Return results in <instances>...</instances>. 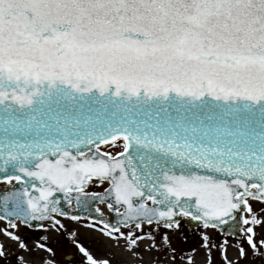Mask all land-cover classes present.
Segmentation results:
<instances>
[{
	"label": "snow or ice",
	"instance_id": "obj_1",
	"mask_svg": "<svg viewBox=\"0 0 264 264\" xmlns=\"http://www.w3.org/2000/svg\"><path fill=\"white\" fill-rule=\"evenodd\" d=\"M0 184V264L264 258V0H0Z\"/></svg>",
	"mask_w": 264,
	"mask_h": 264
},
{
	"label": "rangeland",
	"instance_id": "obj_2",
	"mask_svg": "<svg viewBox=\"0 0 264 264\" xmlns=\"http://www.w3.org/2000/svg\"><path fill=\"white\" fill-rule=\"evenodd\" d=\"M92 190L103 191V188L98 187ZM66 224L73 230L78 229L79 231L77 232V234L80 235L81 238L84 240H91L94 238H98V239L107 241V237L102 236L95 229L88 228L84 221H81L79 223L75 221H67ZM5 226H6V223L0 220V228H3ZM42 231H43L42 229L39 231H33L32 234L35 235L36 233H39ZM203 231H208L211 235L219 236L221 238L218 241V244L220 246H223L224 239H227L229 241V244H228L229 259L235 260L237 256V252L233 245L236 239L229 238V237H221L219 233L213 229L204 230L203 228H198L197 230L190 231L182 224V229L178 232V235H177V246L183 247L185 249V252L188 255H191L194 257L193 264H205L206 250L202 247L203 240H202V235H201ZM29 232L31 233V231ZM53 235L56 239L60 240L61 246H63L65 242L67 243L68 246L72 245L70 233L67 236H65L63 233H53ZM0 239L7 240V238L3 237L2 234H0ZM144 243H148V242L145 241ZM216 243H217L216 241H213V244H216ZM107 251H111L115 253V260L118 261L119 264H139V261L137 260L136 257H134L130 253L125 252L122 248L113 247L111 245V242H108L107 248H101L102 253L107 252ZM212 251L214 254L213 258L214 259L218 258L220 260L219 264H225L222 256H220L218 253V248L213 247ZM93 253L94 255L96 254L95 249H93ZM248 264H249V261H248Z\"/></svg>",
	"mask_w": 264,
	"mask_h": 264
},
{
	"label": "water",
	"instance_id": "obj_3",
	"mask_svg": "<svg viewBox=\"0 0 264 264\" xmlns=\"http://www.w3.org/2000/svg\"><path fill=\"white\" fill-rule=\"evenodd\" d=\"M3 187H6V185L5 186H3ZM3 187H1L0 186V188H3ZM73 207H75V205H73ZM101 207H105V212L106 213H108V209L106 208V206H104V205H101ZM109 215H112L111 213H108ZM184 224H185V226L189 229V230H193V229H197V228H199V227H202V225L199 223V222H195V221H193V222H191V223H188V222H183ZM32 230H37V229H32ZM222 236H224V237H227L224 233H220ZM230 237V236H229ZM232 238H236V237H232Z\"/></svg>",
	"mask_w": 264,
	"mask_h": 264
},
{
	"label": "flooded vegetation",
	"instance_id": "obj_4",
	"mask_svg": "<svg viewBox=\"0 0 264 264\" xmlns=\"http://www.w3.org/2000/svg\"><path fill=\"white\" fill-rule=\"evenodd\" d=\"M216 260L220 262L218 258ZM249 264H264V258L253 255L251 259L249 260Z\"/></svg>",
	"mask_w": 264,
	"mask_h": 264
}]
</instances>
